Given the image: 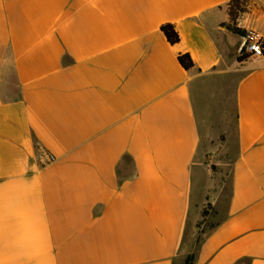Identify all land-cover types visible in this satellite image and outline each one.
I'll list each match as a JSON object with an SVG mask.
<instances>
[{"label":"crops","instance_id":"0c3cea01","mask_svg":"<svg viewBox=\"0 0 264 264\" xmlns=\"http://www.w3.org/2000/svg\"><path fill=\"white\" fill-rule=\"evenodd\" d=\"M230 2L0 0V264H264V61L219 32L264 38V0L235 23ZM230 81L223 203L203 148ZM206 207L218 219L193 249Z\"/></svg>","mask_w":264,"mask_h":264},{"label":"rangeland","instance_id":"374dc122","mask_svg":"<svg viewBox=\"0 0 264 264\" xmlns=\"http://www.w3.org/2000/svg\"><path fill=\"white\" fill-rule=\"evenodd\" d=\"M234 97L233 82L230 81L223 86L215 109V117L212 127L206 130L204 140V159L206 166L213 167L214 170H220V173L214 183L216 190L220 192L222 202L224 203L229 195L230 176L227 163L234 157L236 152V139L234 134ZM193 203H198L200 194L201 174L199 170L194 173ZM196 215V208L193 205L191 219ZM218 217L215 215L212 207H206L203 215L197 223L194 238V246L197 245L201 235L211 229L217 222Z\"/></svg>","mask_w":264,"mask_h":264},{"label":"trees","instance_id":"16d2710c","mask_svg":"<svg viewBox=\"0 0 264 264\" xmlns=\"http://www.w3.org/2000/svg\"><path fill=\"white\" fill-rule=\"evenodd\" d=\"M246 3H247V0H231L228 11H229L230 21L232 23H235L239 15L245 11ZM227 29L243 37L245 36V32L241 31L238 28L228 26ZM161 32L163 33V35L165 36V38L171 45H175L179 43L180 38L173 25L166 24L162 26ZM248 58L249 56L243 55L242 53L238 54V62H243L247 60ZM178 60L183 69L190 70L193 68V62L189 55L187 54L181 55L179 56ZM193 260H194V256L189 255L185 261V264H193Z\"/></svg>","mask_w":264,"mask_h":264},{"label":"built area","instance_id":"2783aa9c","mask_svg":"<svg viewBox=\"0 0 264 264\" xmlns=\"http://www.w3.org/2000/svg\"><path fill=\"white\" fill-rule=\"evenodd\" d=\"M243 38V45L239 53L264 61V38L252 31L246 32ZM36 161L41 167H45L54 163L56 157L45 148L37 146Z\"/></svg>","mask_w":264,"mask_h":264},{"label":"water","instance_id":"95a60500","mask_svg":"<svg viewBox=\"0 0 264 264\" xmlns=\"http://www.w3.org/2000/svg\"><path fill=\"white\" fill-rule=\"evenodd\" d=\"M219 32L222 38V44L229 54H239L244 38L243 36L227 29L220 28Z\"/></svg>","mask_w":264,"mask_h":264}]
</instances>
